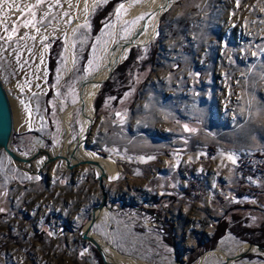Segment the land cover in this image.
<instances>
[{
    "label": "rangeland",
    "instance_id": "1",
    "mask_svg": "<svg viewBox=\"0 0 264 264\" xmlns=\"http://www.w3.org/2000/svg\"><path fill=\"white\" fill-rule=\"evenodd\" d=\"M111 1H99L89 23L73 29L75 65L62 82L65 38L80 0H44L34 9L37 20L50 13L39 33L19 21L13 41L0 40V80L14 115L11 145L21 155L34 150V133L46 138V148L60 146V106L76 105L82 81L108 64L101 34L129 0L96 30ZM10 16L9 30L19 13ZM25 33L36 40H20ZM0 36H7L2 27ZM95 106L88 148L121 167L106 189L110 205L126 204L95 226L103 241L146 264H174V241L186 264L216 248L232 257L243 244L264 247V0L180 1L162 17L158 38L134 48L102 86ZM23 116L42 126L25 129ZM195 153L198 163L177 165L178 157ZM220 153L237 155V162H219ZM61 164L38 177L0 151V264L102 262L81 239L101 200L96 171H65ZM221 221L230 229L216 239ZM213 261L225 260L212 255L207 264ZM235 264H264V256L254 252Z\"/></svg>",
    "mask_w": 264,
    "mask_h": 264
},
{
    "label": "bare ground",
    "instance_id": "2",
    "mask_svg": "<svg viewBox=\"0 0 264 264\" xmlns=\"http://www.w3.org/2000/svg\"><path fill=\"white\" fill-rule=\"evenodd\" d=\"M101 0H80L78 7V14L76 22L69 28L66 35V50L65 57L67 59V66L64 70L60 71V82L64 81L66 77L71 73L75 65V55L73 50L72 34L73 29L81 26H85L89 23L92 12ZM174 0H129L124 3L123 9L117 11L115 20L107 25L102 31L101 37L103 43L106 44L109 52V61L118 59L120 63H124L130 56L134 48H144L155 41L160 33L161 19L174 5ZM143 16L144 19H140ZM134 40L136 46L124 45V41ZM108 61V63H109ZM107 67L104 66L99 72L85 78V83L81 84L80 98L76 105L60 106V146L54 150H50L52 154H61L63 156H70L75 151L77 160H99L102 162L107 172L112 176H118L121 171V167L117 165L115 160L104 159L98 154L92 152L88 148L89 140L92 137L95 120L97 119V111L95 106V100L100 92L98 83L106 77ZM62 103V99L59 100ZM94 121V123H93ZM21 124L25 129H31L33 127H41V120H34L29 117H21ZM12 147V145H11ZM13 148V147H12ZM14 149V148H13ZM229 155L220 153L216 159L219 162L224 160L232 161L228 158ZM237 162V155H232ZM42 158L36 160L32 165L18 164L22 170L31 173L38 172L41 168ZM201 159L200 153L192 154L185 159L178 157L177 165L183 163H198ZM62 163V167L65 166L64 161H57ZM72 162H76L72 159ZM87 167V166H82ZM80 167V168H82ZM79 169V168H78ZM98 174L99 171L94 169ZM114 209V208H113ZM112 210L105 209L102 213H99V221L103 216L112 212ZM98 221V222H99ZM92 236L102 245L105 257L108 264H146L140 262L134 257L124 255L116 247L103 241L94 231ZM223 247V246H222ZM256 252V249L250 247L249 244H243L239 248V252ZM239 254V253H238ZM222 257L224 262L213 261L212 264H227L226 253L222 249H216L215 251L208 252L199 260L197 264H207L210 261L211 256ZM233 258V257H230ZM238 261L229 262L228 264H235Z\"/></svg>",
    "mask_w": 264,
    "mask_h": 264
},
{
    "label": "water",
    "instance_id": "3",
    "mask_svg": "<svg viewBox=\"0 0 264 264\" xmlns=\"http://www.w3.org/2000/svg\"><path fill=\"white\" fill-rule=\"evenodd\" d=\"M180 1L182 0H174L173 4L179 3ZM124 45L136 46L134 40L124 41ZM122 64L123 63H120L118 59L109 61L106 77L103 80H101L98 83V85L101 87L104 84H106L111 79L114 72ZM85 82L86 80L82 81V84ZM13 131H14L13 111L8 96L6 94V91L4 89V86L0 80V151H3L19 169H21V167L18 164L32 165L34 162H36L37 159L43 157L41 168L38 170V172H34V171L31 173L27 172L28 174L41 177L45 168H47L51 164L56 163L59 160L65 162V166L64 167L61 166V168L65 171H73L82 166H88L91 167L92 169H96L97 171H99L98 174L96 173V180L98 182L101 191V200L96 206L92 208L91 217L81 232V239L85 242L90 243L98 252V254L101 256L102 259V262H100L99 260H95L93 257H91L88 259V264H108L102 245L96 240L94 236H92L91 233L94 231V228L99 221L100 218L98 215L99 213H102L105 209L112 210L113 208H116L118 210H122L123 207L126 205L125 203H123L121 206L110 205L109 193L108 190L106 189V182L116 181L118 180V176H112L111 174H109L106 168L104 167V165L102 164V162L99 160H77L75 151H73L70 154V156H63L61 154H55V155L52 154L50 149L46 148V138H44L41 134L38 133L33 134L35 140V142L33 143L34 150L32 151L31 154L27 156H23L11 147ZM72 159H75L76 162L75 163L72 162ZM248 244L250 247L255 248L257 253H260L262 256H264V247L262 245L256 243H248ZM216 249H212L209 252L211 251L213 252ZM252 253H254V251L251 252L245 251L239 254L237 253L234 256H232L233 258L227 257L226 263L228 264L229 262H231V260L239 261ZM127 256L133 257L130 255ZM174 256H175L174 264H186L185 260L182 259L180 257V254L178 253V248L176 246L175 241H174Z\"/></svg>",
    "mask_w": 264,
    "mask_h": 264
},
{
    "label": "snow or ice",
    "instance_id": "4",
    "mask_svg": "<svg viewBox=\"0 0 264 264\" xmlns=\"http://www.w3.org/2000/svg\"><path fill=\"white\" fill-rule=\"evenodd\" d=\"M44 3V0H36L35 4H29L24 7H21L18 3H16V0H0V27L3 28V31L7 33V36H0V40H4L6 43L7 42H12L14 36H16L18 27L17 24L19 21H22V24L20 26L24 28H29L32 27L35 29L37 33L40 32V27H37V25H40L41 27L46 26L45 25V20L48 18L50 15L49 12L44 13V15L37 20V13L34 9H36L38 6ZM240 0H237V5H239ZM56 4H60V0H56ZM49 9H51L52 5L49 4ZM124 5L120 4L119 8L117 11L120 9H123ZM19 13V16L16 17V19L12 20L11 28L9 30V24L8 21L11 19L10 13ZM25 15L30 16V19H25ZM65 16L68 15V13H64ZM140 19H144L143 16L140 17ZM25 37H28V33H25L24 36L19 37L20 40H23ZM32 40H36V36L32 35L28 37ZM48 38L45 36L43 37V40H47ZM43 42V41H42ZM2 47V45H0ZM47 47V45H45ZM4 51H7V49H4ZM15 54L19 56V52L16 51ZM19 62V61H18ZM186 130L187 126H185ZM194 131V130H193ZM228 158L232 160L233 163H235V159L232 155H229ZM149 159H154V157H149ZM0 211H3V209H0ZM82 255V253H81Z\"/></svg>",
    "mask_w": 264,
    "mask_h": 264
},
{
    "label": "trees",
    "instance_id": "5",
    "mask_svg": "<svg viewBox=\"0 0 264 264\" xmlns=\"http://www.w3.org/2000/svg\"><path fill=\"white\" fill-rule=\"evenodd\" d=\"M122 0H113L111 2H109L106 6V10L104 12H100L98 13L97 15V20H96V23H97V26H96V30H98L99 26L101 25V21L104 20L105 18L108 17L109 13L112 12L115 8V6L121 2ZM49 68H50V76L51 78L53 77L54 73H55V63L54 61L52 60V62L50 63L49 65ZM225 223V224H224ZM224 224V225H223ZM223 225V226H221ZM218 232H217V236H216V239H219L221 238L222 236L225 235V233L227 232V230L230 229V224L228 222H223L221 221L220 222V225L218 226Z\"/></svg>",
    "mask_w": 264,
    "mask_h": 264
}]
</instances>
